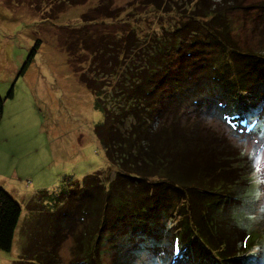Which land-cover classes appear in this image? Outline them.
Returning <instances> with one entry per match:
<instances>
[{
  "label": "trees",
  "instance_id": "obj_1",
  "mask_svg": "<svg viewBox=\"0 0 264 264\" xmlns=\"http://www.w3.org/2000/svg\"><path fill=\"white\" fill-rule=\"evenodd\" d=\"M99 1L81 14L86 24L119 10ZM146 1L160 14L171 6L175 12L153 33L82 27L73 30L75 42L65 39L80 80L104 113L94 130L115 171L88 173L57 193L35 192L34 206L47 201L57 209L41 214V231L26 230L10 264H63L59 248L68 237V264H254L264 246L236 219L251 179L249 154L198 121L208 107L230 127L264 132V53L242 48L231 20L245 5ZM4 100L0 93V120ZM20 216L21 205L0 186L1 250L11 249ZM256 224L264 226V217Z\"/></svg>",
  "mask_w": 264,
  "mask_h": 264
},
{
  "label": "rangeland",
  "instance_id": "obj_2",
  "mask_svg": "<svg viewBox=\"0 0 264 264\" xmlns=\"http://www.w3.org/2000/svg\"><path fill=\"white\" fill-rule=\"evenodd\" d=\"M242 1L245 7L231 12L234 35L242 48L264 53V5H260L264 0ZM98 2L0 0V90L5 94L0 126V134L5 136V145L0 147V175L5 178L0 182L5 180L3 186L21 205L12 247L9 251L0 249V264H10L18 258L26 230L41 231V214L57 209L56 203L47 201L41 207L34 206L35 192L47 189L57 193L75 181L81 183L88 173L104 170L112 175L115 171L94 130L104 113L95 106V95L80 80L65 39L72 40L69 38H73V30L82 27L102 33L136 26L143 34L151 32L159 21L169 22L175 13L171 6L160 14L146 0H110L109 7L119 6V10L113 16L101 14L86 24L81 14L90 12ZM37 39L40 44L20 73ZM10 88L13 94L7 96ZM197 89H201L200 83ZM198 117L199 125L202 121L205 124L201 126L203 130L214 131L218 140L249 154L253 164L251 179L237 209L242 214L236 219L243 227L251 228L260 242L264 241V226L256 224L264 217V132L248 133L247 125L230 127L208 107ZM71 244L68 237L59 248L63 264H68L71 257ZM258 254L254 264H264V246Z\"/></svg>",
  "mask_w": 264,
  "mask_h": 264
},
{
  "label": "crops",
  "instance_id": "obj_3",
  "mask_svg": "<svg viewBox=\"0 0 264 264\" xmlns=\"http://www.w3.org/2000/svg\"><path fill=\"white\" fill-rule=\"evenodd\" d=\"M0 93L1 94H3V91L2 90H0ZM4 114H5V101H4V106H3V114H2V118H3V116H4ZM2 118H1V120H0V126L2 125ZM0 130H1V128H0ZM2 141H5V136H3L2 134H0V147H2L3 145H5V143L4 142H2ZM3 178H5L4 177V175H0V180L1 179H3ZM0 183H3V184H0V186H5V180H3V182H0ZM3 186V187H4ZM5 188V187H4Z\"/></svg>",
  "mask_w": 264,
  "mask_h": 264
}]
</instances>
